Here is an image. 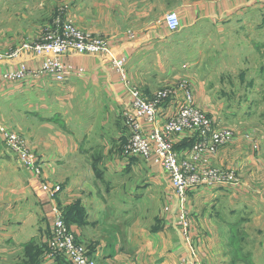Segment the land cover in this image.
<instances>
[{"label": "crops", "instance_id": "crops-1", "mask_svg": "<svg viewBox=\"0 0 264 264\" xmlns=\"http://www.w3.org/2000/svg\"><path fill=\"white\" fill-rule=\"evenodd\" d=\"M246 1L164 0L162 10L156 12L157 0H77L73 8L69 6L66 16H71L80 29L107 39L113 55L125 58L130 81L144 97L150 98L167 85L175 88L173 82L165 84L173 68L166 67L165 50L160 48L176 31L166 30L164 14L175 11L182 28L215 15H221L223 20L228 9L239 10ZM3 51L5 48H0L1 54H5ZM41 61V57L30 53L0 60V99L4 100L0 104H8L17 116L25 112L24 107L36 116L47 114L51 124L46 127L47 135L57 129L52 133L56 137L44 144L30 142L28 150L34 155L41 176L34 177L23 169L27 172L24 171L23 194L16 186L13 191L0 190V251L21 250L31 239L37 243L34 237L40 235L39 243L44 245L54 206L63 211L75 240L99 264H181L183 258L190 261L174 224L176 199L166 172L152 159L121 155L128 135L120 112L129 97L108 59L68 52L61 61L73 70L62 82L50 77L16 84L2 82L3 73L20 65L35 69ZM186 78L192 83L196 105L210 115L213 108L207 107L200 84L193 75ZM181 98L182 92L178 90L161 103L158 113L162 120L175 113ZM0 117L13 119V115L1 116V109ZM75 123L80 142L74 144L63 137V142L58 143L57 138L66 134V125L73 127ZM239 132L236 140L221 147L212 159L214 166L235 172L243 181V186L235 191L237 194L229 191L231 188H223L224 192L196 189L188 193L191 237L202 264L264 263V259L252 260V255L250 259L248 252L247 257L241 258L242 251L231 239L229 221L214 209L217 202L226 205L234 201L230 199L235 195L251 194L259 210L249 213L257 221L258 230L264 231V129L259 125L249 136ZM183 142L175 145L180 154L187 150H180ZM41 183L53 188L52 197L41 190ZM249 186L253 191L246 192ZM39 220L44 223V232L40 234ZM249 221L250 215L242 225L239 223L244 244ZM32 231L26 241L21 240L22 233ZM19 257L1 256L0 264H17ZM51 259L40 258V264H52Z\"/></svg>", "mask_w": 264, "mask_h": 264}, {"label": "rangeland", "instance_id": "rangeland-1", "mask_svg": "<svg viewBox=\"0 0 264 264\" xmlns=\"http://www.w3.org/2000/svg\"><path fill=\"white\" fill-rule=\"evenodd\" d=\"M163 1L157 0L156 12L162 10ZM189 1L197 3L221 0ZM76 2L77 0H0V48H5L2 53L9 54L25 43L40 40L46 32L52 33L50 27L53 22L57 18L61 21L62 17H68V10L73 8ZM225 14L223 20L221 15H215L210 19H201L195 24L179 28L175 35L177 38L172 37L165 47L160 49L165 50L166 67L173 68L170 75L173 79H166L168 81L165 84H176L181 78L193 75L196 83L200 84V92L206 99L207 107L213 108L208 116L214 123L213 127L229 130L234 135L232 142L227 144L230 145L241 133L239 131L249 136L259 125L264 129V0H247L241 9H228ZM0 101L4 102L2 99ZM0 105L1 116L8 118L13 115V119L9 120L0 117L1 125L14 131L26 148H31L30 142L40 145L56 137L52 133L57 129H52L50 136L47 135L46 127L51 125L46 119L47 114L36 116L35 112L24 107L25 112L17 116L8 104ZM77 126V123L73 127L66 125L67 131L63 134L65 136H59L57 142L62 143L63 137H67L70 142L78 144L81 137L76 131ZM68 132H74L75 135L69 136ZM6 147L0 140V190L13 191L16 186L23 194V177L26 171ZM213 158L214 156L210 159L211 166ZM223 188L227 187H218L213 191L224 192L226 189ZM251 190L246 189V192ZM229 191L235 193L239 190L231 188ZM231 198L230 201H234L226 205L216 201L214 209L229 221L231 239L242 251L241 258L243 255L247 257L248 252L250 259L252 255V260L264 259V233H259L264 231L258 230L257 221H253L249 213L257 212L259 207L251 199V194L241 197L235 195ZM249 215L244 244L243 232L238 228ZM43 224L39 220V234L44 232ZM30 235H33V231L22 233L21 240L26 241ZM41 237H34L38 239L37 243L31 239L16 252L0 251V257L20 256L17 264H40V258H52V264H69L60 255L53 254L51 257L46 238L44 245L39 243L42 242L39 240ZM245 264L252 263L246 261Z\"/></svg>", "mask_w": 264, "mask_h": 264}, {"label": "built area", "instance_id": "built-area-1", "mask_svg": "<svg viewBox=\"0 0 264 264\" xmlns=\"http://www.w3.org/2000/svg\"><path fill=\"white\" fill-rule=\"evenodd\" d=\"M163 24L169 33L179 29V17L175 11H168L163 16ZM40 40L30 41L15 49L11 54H1L0 60L14 58L21 53H30L42 58L38 68L25 65L2 74L4 84H16L29 79L52 78L56 82L65 80L72 67L61 61L63 55L74 52L84 56H102L108 59L111 68L118 74L129 97V102L120 112L122 125L127 131L128 140L121 147L124 158L152 159L160 165L169 178L172 195L176 199L174 224L186 246L190 261L183 258L181 264H200L193 238L191 237L190 214L188 211V193L200 189L212 191L218 187L241 188L243 183L233 171H224L212 164L220 147L232 142L234 135L229 130L213 127L209 114L196 105L191 81L181 79L173 86L156 90L152 97H144L130 81L125 72V58L113 55L108 40L89 31L81 30L72 18H58ZM182 92L175 113L165 120L160 118L158 109L175 91ZM215 122V121H214ZM217 123V122H215ZM0 139L14 154L21 167L34 177L41 176L34 155L26 148L22 139L0 123ZM192 141V146L178 153L177 142ZM255 149V147L253 148ZM41 190L50 197L53 188L41 183ZM53 220L47 239L48 253L60 255L69 264H99L88 249L75 240L63 217V211L53 206Z\"/></svg>", "mask_w": 264, "mask_h": 264}, {"label": "trees", "instance_id": "trees-1", "mask_svg": "<svg viewBox=\"0 0 264 264\" xmlns=\"http://www.w3.org/2000/svg\"><path fill=\"white\" fill-rule=\"evenodd\" d=\"M189 146H192V141H190V140H184V142L179 146V148H180V150L181 149L184 150V149H189L190 148ZM177 147H178V145H177ZM63 217H64V221L66 223V218H65L64 215H63ZM66 226H67V223H66Z\"/></svg>", "mask_w": 264, "mask_h": 264}]
</instances>
